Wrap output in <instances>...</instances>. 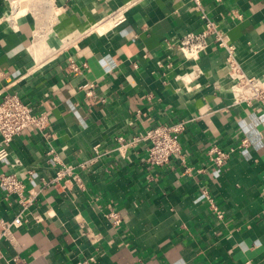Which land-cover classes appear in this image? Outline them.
<instances>
[{"label": "crops", "instance_id": "0c3cea01", "mask_svg": "<svg viewBox=\"0 0 264 264\" xmlns=\"http://www.w3.org/2000/svg\"><path fill=\"white\" fill-rule=\"evenodd\" d=\"M199 1L264 88V0ZM117 10L125 22L105 23ZM203 29L194 0H0V101L17 93L51 120L0 164L35 195L23 210L0 188V219L23 220L0 264H264V105L235 101L222 48L183 55L182 37ZM181 121L183 162L152 167L144 144L116 150L118 136ZM97 145L82 183H52L49 150L75 165ZM214 145L236 150L221 168Z\"/></svg>", "mask_w": 264, "mask_h": 264}, {"label": "built area", "instance_id": "2783aa9c", "mask_svg": "<svg viewBox=\"0 0 264 264\" xmlns=\"http://www.w3.org/2000/svg\"><path fill=\"white\" fill-rule=\"evenodd\" d=\"M197 11L200 12L204 23V29L199 33H188L182 37L179 49L188 59H197L204 53L211 44L218 46L226 51L228 55V77L231 81V92L236 102H246L252 104L259 102L264 105V88L260 82L248 77L241 70L235 58L236 46L229 41L226 34L218 27L205 12L204 6L199 0H194ZM126 20L123 11L117 10L105 18V23L118 26ZM68 69L75 74H81L82 69L74 62L70 61ZM87 89V95L92 96L93 85L83 87ZM104 101V100H103ZM51 126V120L46 113H37L33 107L25 102L17 93L6 92L2 95L0 101V164L9 158V149L16 138L23 132L34 127L39 133H47ZM186 129V122L181 121L175 124H160L151 127L145 132L131 136H118L117 148L121 156H124L129 149L144 144L147 151V163L152 167H165L173 159H180L182 162V146L180 138ZM248 140L241 141L240 147L246 148ZM94 155L91 159L78 164H65L59 160L54 150H49L47 155L55 166L56 175L52 180L53 184H59L61 181L68 182L74 179L82 183L79 171H88L91 165L102 156L99 145L95 146ZM236 150L225 151L218 145H214L207 152L208 159L212 167L221 168L226 164L230 155ZM189 173V169H186ZM0 188L5 191L8 197L15 196L23 210L27 209L35 197L33 194L29 198L25 196L26 185L24 181L14 173L0 172ZM218 216L221 217L220 213ZM108 219L115 225H120L122 219L118 213L112 211L107 215ZM22 216H16L10 221L0 219V259L3 257L1 243L9 241L15 243L14 229L22 225ZM90 238H93L90 236Z\"/></svg>", "mask_w": 264, "mask_h": 264}]
</instances>
